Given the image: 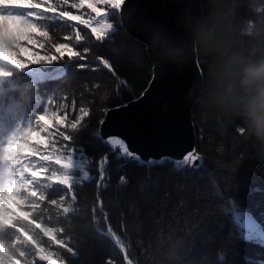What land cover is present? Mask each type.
Segmentation results:
<instances>
[{
  "label": "trees",
  "instance_id": "1",
  "mask_svg": "<svg viewBox=\"0 0 264 264\" xmlns=\"http://www.w3.org/2000/svg\"><path fill=\"white\" fill-rule=\"evenodd\" d=\"M97 6L109 13L108 22L114 25V30L100 42L95 41L90 29L78 25L87 41L78 45L77 50L86 59L74 63H87L90 68H70L63 79L49 83L46 88L41 84L39 88L41 94L66 97L63 101L58 99L57 103H67L70 116L78 114L81 106L87 107L89 130L104 118L105 109L139 98L152 78L146 48L121 27L119 11L102 3ZM202 9L197 55L204 87L193 108V121L198 154L205 160L204 168L199 172L191 169L177 172L169 163L143 166L120 157L118 151L113 152L100 140L87 137L83 146L92 161L90 175L95 179L76 190L78 212L68 217L70 223L60 225L65 228L60 238L71 237L70 246L78 250L75 257H67L68 264H105L109 259L115 264H126L117 246L96 230L94 221L100 217L101 207L107 214V223L121 236L133 264H180L181 261L183 264H219L215 255L217 246L227 251L226 264H264V246L241 239L234 219L224 214V206L211 191L209 174L221 182L239 210L252 213L264 223V170L250 168L249 162H238L247 147L243 136L237 132L238 125L222 123L207 107L206 86L216 55L203 41L204 33L211 31L216 43L242 46L243 29L248 22L264 17V0H202ZM69 10L84 15L85 19L94 15L87 5L78 13L75 9ZM112 12L116 14L111 15ZM50 33L56 42H63L62 37L69 34L63 24H57ZM85 46L91 49L88 53L83 52ZM95 57L108 59L114 74L97 65ZM94 67L98 70L92 71ZM73 100L76 111L72 110ZM80 135L84 139V134ZM104 156L108 157L106 179L98 187L99 174L95 166ZM122 176L126 180L123 184ZM254 188L260 191L253 192ZM51 214L55 216L54 209ZM104 226L102 221L100 227ZM170 249L175 252L172 258L165 255ZM51 251L67 255L58 246H52ZM43 264H51V261Z\"/></svg>",
  "mask_w": 264,
  "mask_h": 264
},
{
  "label": "snow or ice",
  "instance_id": "2",
  "mask_svg": "<svg viewBox=\"0 0 264 264\" xmlns=\"http://www.w3.org/2000/svg\"><path fill=\"white\" fill-rule=\"evenodd\" d=\"M125 2L0 0V264H36L37 258L41 262L51 261V264H68L67 257L78 254L76 247L70 246L71 237L60 238L65 233L60 225L70 223L68 217L78 212L76 190L95 179L90 175L92 161L83 146L87 137L100 140L113 152L118 151L120 157L143 166L169 163L177 172L186 169L199 172L204 168L205 160L195 149L180 158L165 155L142 159L130 150L125 139L114 134L102 135L105 119H100L89 130L86 118L90 110L87 107L81 106L78 114L70 116L69 105L57 103L58 99L63 101L66 97L44 95L39 91L41 84L46 88L49 83L63 79L70 68H90L87 63H74L86 59L77 50L78 45L87 41L78 25L90 29L95 41L102 42L114 30V25L108 22L109 13L97 5L102 3L118 12ZM85 5L94 14L87 19L69 10L75 9L78 13ZM57 24L65 25L69 33L62 37L63 42H56L50 33ZM21 39H27L37 49L33 58L26 59L20 54ZM90 50L85 46L83 52ZM95 61L114 74L108 59L95 57ZM91 70L97 71L98 67ZM71 106L76 111L75 100ZM107 111L104 110L105 115ZM237 132L243 135V129L238 126ZM107 163L108 157L104 156L95 166L99 174L98 187L106 179ZM120 182L125 183V177H120ZM209 183L212 194L224 206V214L234 219L241 239L264 246V223L252 213L239 210L231 194L224 191L221 182L212 174H209ZM49 190H52L51 197ZM257 191L260 189H253ZM13 194L22 210L19 213L7 206L8 197ZM53 209L55 216L51 214ZM100 212V217L94 221L97 232L117 246L127 264H133L121 236L107 223L102 207ZM102 221L103 229L100 227ZM52 246L64 249L67 255L51 251ZM215 255L219 264H226L228 253L222 246H217ZM105 264L115 262L109 259Z\"/></svg>",
  "mask_w": 264,
  "mask_h": 264
},
{
  "label": "water",
  "instance_id": "3",
  "mask_svg": "<svg viewBox=\"0 0 264 264\" xmlns=\"http://www.w3.org/2000/svg\"><path fill=\"white\" fill-rule=\"evenodd\" d=\"M202 17V0H126L120 25L145 46L152 78L139 98L107 111L102 135L120 136L145 160L198 153L193 108L204 87L197 55Z\"/></svg>",
  "mask_w": 264,
  "mask_h": 264
},
{
  "label": "clouds",
  "instance_id": "4",
  "mask_svg": "<svg viewBox=\"0 0 264 264\" xmlns=\"http://www.w3.org/2000/svg\"><path fill=\"white\" fill-rule=\"evenodd\" d=\"M243 36L244 44L235 47L214 42L211 31L204 33L205 47L216 55L206 86L207 107L222 123L243 129L247 147L238 162L264 170V17L249 21ZM165 255L172 258L175 252Z\"/></svg>",
  "mask_w": 264,
  "mask_h": 264
},
{
  "label": "rangeland",
  "instance_id": "5",
  "mask_svg": "<svg viewBox=\"0 0 264 264\" xmlns=\"http://www.w3.org/2000/svg\"><path fill=\"white\" fill-rule=\"evenodd\" d=\"M37 49L35 48L34 45H31L28 43V40L27 39H21V49H20V54L22 56H24L26 59H31L33 58V55H34V52L36 51ZM18 198L13 195H10L8 197V204L7 206L10 207L13 211H16V212H21L22 210L17 206L16 204V200ZM43 263H46V262H41L39 261V259L37 258V262L36 264H43Z\"/></svg>",
  "mask_w": 264,
  "mask_h": 264
}]
</instances>
